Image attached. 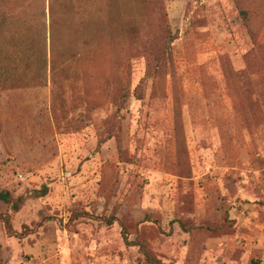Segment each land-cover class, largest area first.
Returning <instances> with one entry per match:
<instances>
[{"label": "rangeland", "instance_id": "obj_1", "mask_svg": "<svg viewBox=\"0 0 264 264\" xmlns=\"http://www.w3.org/2000/svg\"><path fill=\"white\" fill-rule=\"evenodd\" d=\"M116 17L111 50L53 72L0 55V192L22 198L0 201V264H148L123 230L165 264H264V0H117Z\"/></svg>", "mask_w": 264, "mask_h": 264}, {"label": "trees", "instance_id": "obj_2", "mask_svg": "<svg viewBox=\"0 0 264 264\" xmlns=\"http://www.w3.org/2000/svg\"><path fill=\"white\" fill-rule=\"evenodd\" d=\"M45 7L43 4L34 16L26 20L21 19L19 10L13 9L17 13L6 12L0 16V55L40 60L38 71H46L49 57L52 64L50 70L53 72L56 70V59L64 63L97 43L108 44L109 49H112L117 0H47ZM116 97L113 101L115 105L118 100ZM21 200V197L13 199L7 192H0V201L14 211ZM105 222L112 225L117 220L110 218ZM0 223L7 237L16 235L11 227L10 215L0 214ZM178 224L182 230L190 232L184 224ZM122 238L126 246L138 248L146 263L165 264L151 255L143 243L129 241L125 230L122 231Z\"/></svg>", "mask_w": 264, "mask_h": 264}]
</instances>
